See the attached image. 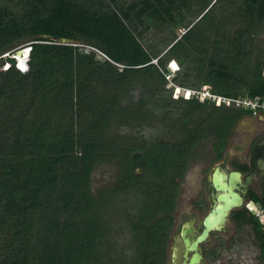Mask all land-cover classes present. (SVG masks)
Segmentation results:
<instances>
[{
  "label": "trees",
  "instance_id": "16d2710c",
  "mask_svg": "<svg viewBox=\"0 0 264 264\" xmlns=\"http://www.w3.org/2000/svg\"><path fill=\"white\" fill-rule=\"evenodd\" d=\"M262 34L264 0H0V237L24 241L0 264H164L195 149L219 155L251 113L172 98L167 64L182 88L263 98ZM26 43L21 70L11 54ZM107 162L114 177L93 189ZM232 214L263 264L261 223Z\"/></svg>",
  "mask_w": 264,
  "mask_h": 264
},
{
  "label": "flooded vegetation",
  "instance_id": "af4514ba",
  "mask_svg": "<svg viewBox=\"0 0 264 264\" xmlns=\"http://www.w3.org/2000/svg\"><path fill=\"white\" fill-rule=\"evenodd\" d=\"M262 137L264 134L243 141L232 155L228 151L227 141L219 155L208 141L204 142L205 145L207 143V148L204 143L197 146L194 153L195 158L190 161L181 177L182 182H180L176 206L172 214V227L168 232L165 244L164 264H229V250L235 246L242 230L247 226L246 224L238 226L233 220L232 212L244 207V204L250 199L249 193L258 197L264 195V165L254 167L255 160L260 157H262V161L264 160V147L257 146V142ZM192 162L200 164L193 184H191L189 176ZM244 164L248 165V169L241 168ZM215 167L219 171L237 170L241 173L242 178L250 172L251 182H249L248 190H245L243 194L241 191H234L239 195L241 205L232 209L218 228L209 230L207 235L196 243L198 246L196 250L191 249L190 244L205 227L202 222L203 216L218 204L216 196L227 191L213 189L211 177ZM249 236V240L257 248V253L252 259L258 264L257 255L260 247L250 230ZM192 256H197V258L190 262ZM238 261L239 264H243L239 258Z\"/></svg>",
  "mask_w": 264,
  "mask_h": 264
},
{
  "label": "rangeland",
  "instance_id": "374dc122",
  "mask_svg": "<svg viewBox=\"0 0 264 264\" xmlns=\"http://www.w3.org/2000/svg\"><path fill=\"white\" fill-rule=\"evenodd\" d=\"M181 31H182V27H177L175 29L176 34H179ZM154 34H155V31H151L146 39L150 42L153 39ZM263 40H264V34L259 35L257 37V41L256 42H257V44L262 46V44H264ZM23 46L24 45H22L21 47H23ZM21 47H19V48H21ZM11 55L15 57V63H16V61H18V63L21 62V64H25L26 67H27V63H26V61L24 62V58L23 57H21V59H17L18 54H16L15 51ZM24 55L26 57V54H24ZM169 64H170V66H169ZM8 65H9V62H4L2 65H0V68H5ZM15 66H16V64H15ZM167 66H168V69H169L168 71H169L170 74H172L173 69H175L176 67H179L177 62L174 59L172 61H169ZM262 73H264V68L262 70ZM170 74L169 75H165V79L167 80V85L166 86L167 87H171L172 86L173 92L171 93V97L173 98V97L178 96V95H182L184 97V95H183L184 91L181 88V86L172 84L170 81H168L167 77H170ZM202 86H200V87H202ZM242 136H243V134H242ZM243 140L244 139L241 138V139H238V140L233 141V142L231 140L228 141L227 147H228V151H229V153L231 155L233 153H235V149L237 147H240V145L243 142ZM204 146L207 148L208 147L207 143H206V145L204 143ZM198 167H200L199 163H197V164L193 163L191 165L190 174H189L190 180H191V184L194 183L193 180H194V178L197 175L196 173L198 172L197 171ZM113 177H114V166L112 164L107 162V163L98 165L91 172V175H90L91 186H92L93 189H96V188L108 183ZM9 232L13 233V230H10ZM8 235H9V233L6 234V232H3L2 236L0 237V239H1V241H0V248H1L0 256H2L4 258L8 256V253H10L9 252L10 248H11V250L13 252H17L18 249H19V252H22V250L24 249V247L22 246L24 241H22L21 239L14 240L15 243L13 245H11L10 241H8V238H7ZM249 238H250V236H249V226H246L242 230V233H241V235H240V237L238 239V242L235 244V246H232L230 248V250H229V254H228L229 264H239L238 258L242 261L243 264H253V262H254V264L256 263V261L254 259H252V258L257 253L256 252L257 248L255 247V245H253L251 243V240H249ZM13 239H14V236H13ZM32 254L34 255V253L30 252V250H29L28 253L26 251V256L32 257L33 256ZM34 262H36V261H34Z\"/></svg>",
  "mask_w": 264,
  "mask_h": 264
},
{
  "label": "water",
  "instance_id": "95a60500",
  "mask_svg": "<svg viewBox=\"0 0 264 264\" xmlns=\"http://www.w3.org/2000/svg\"><path fill=\"white\" fill-rule=\"evenodd\" d=\"M214 1V0H213ZM60 41L68 42V39L65 37H60ZM169 48V47H167ZM166 48V49H167ZM30 46L29 43L24 44L23 47L18 48L15 52L19 56L23 57V54L29 52ZM28 56H24V62L27 60ZM16 66L19 68L18 64ZM23 70V68H19ZM264 147V137H262L258 142L257 146ZM264 165V160L262 161V157L255 160V168ZM212 187L215 191L227 190L226 193H221L216 196V201L218 204L215 205L207 214L203 216V224L205 227L200 231L199 235H197L196 239L190 244L191 249H197L198 246L196 243L207 235V232L212 229H216L219 227V224L224 220L225 216L229 214V212L241 205V200L239 195H237L234 191L248 190L249 182H251V173L248 172L241 177V173L237 170L230 171H219L217 167H215L212 174ZM183 233V231H182ZM197 256H192L190 262L196 260ZM183 264V263H182Z\"/></svg>",
  "mask_w": 264,
  "mask_h": 264
},
{
  "label": "built area",
  "instance_id": "2783aa9c",
  "mask_svg": "<svg viewBox=\"0 0 264 264\" xmlns=\"http://www.w3.org/2000/svg\"><path fill=\"white\" fill-rule=\"evenodd\" d=\"M182 88V87H181ZM183 89L184 97H198L199 99H205L214 105L224 104L229 107H239L250 110L252 115H256L259 112H264V97H250L248 95H241L237 97H228L227 95L215 94L210 91L204 85L200 88L196 89ZM244 207L247 209L251 215L261 223L262 229L264 230V204L259 201H254L248 199V201L244 204ZM262 263L264 264V255L262 259Z\"/></svg>",
  "mask_w": 264,
  "mask_h": 264
},
{
  "label": "crops",
  "instance_id": "0c3cea01",
  "mask_svg": "<svg viewBox=\"0 0 264 264\" xmlns=\"http://www.w3.org/2000/svg\"><path fill=\"white\" fill-rule=\"evenodd\" d=\"M231 133L232 134L228 137L227 143L229 140L233 142L243 138V141H247L254 136L263 135L264 112H259L256 115H252L251 113L243 114L235 123Z\"/></svg>",
  "mask_w": 264,
  "mask_h": 264
},
{
  "label": "bare ground",
  "instance_id": "6f19581e",
  "mask_svg": "<svg viewBox=\"0 0 264 264\" xmlns=\"http://www.w3.org/2000/svg\"><path fill=\"white\" fill-rule=\"evenodd\" d=\"M24 56H25V55L23 54V58H24ZM26 56H28V53H27ZM21 57H22V56H19V55H18V56H17V59H21ZM25 61H26V60H25ZM17 64H18V61H17ZM25 67H26V65H25ZM25 67H24V68H25ZM19 68H20V67H19ZM178 89H179V88H178Z\"/></svg>",
  "mask_w": 264,
  "mask_h": 264
},
{
  "label": "clouds",
  "instance_id": "9594fccd",
  "mask_svg": "<svg viewBox=\"0 0 264 264\" xmlns=\"http://www.w3.org/2000/svg\"><path fill=\"white\" fill-rule=\"evenodd\" d=\"M16 64H17V61H16ZM25 69V68H24Z\"/></svg>",
  "mask_w": 264,
  "mask_h": 264
}]
</instances>
